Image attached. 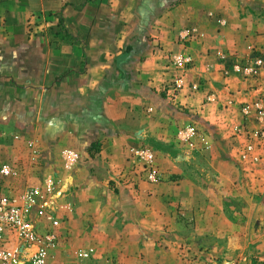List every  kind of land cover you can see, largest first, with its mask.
Wrapping results in <instances>:
<instances>
[{
	"label": "crops",
	"instance_id": "obj_1",
	"mask_svg": "<svg viewBox=\"0 0 264 264\" xmlns=\"http://www.w3.org/2000/svg\"><path fill=\"white\" fill-rule=\"evenodd\" d=\"M172 1L0 0V120L21 129L27 157L32 156L26 138L39 143V136L47 137L60 155L72 149L78 164L119 186L131 164L130 149L148 146L167 153L166 177L181 167H197L194 161L174 162L168 154L174 125L192 121L207 130L201 133L202 152L211 144L218 152L224 144L241 158L249 143L244 135L253 127L243 130L241 119L251 114L244 116L241 107L264 100V77L244 81L231 65L252 53L264 54V0H242L241 13L219 31L204 24L196 0L173 6ZM186 31L192 35L184 39ZM173 53H191L194 64L170 97V80L179 74L168 60ZM207 93L214 95L213 105H203ZM18 150L0 144V163L17 168L13 154ZM185 179L157 185L139 181L137 191L120 192L127 202L114 210L121 216L112 221L114 230L121 224L144 232L146 243H154L156 233L162 234L158 243H204L196 235L197 222L190 229L183 224L190 217L185 225L191 226L196 216L195 195L185 188Z\"/></svg>",
	"mask_w": 264,
	"mask_h": 264
},
{
	"label": "rangeland",
	"instance_id": "obj_2",
	"mask_svg": "<svg viewBox=\"0 0 264 264\" xmlns=\"http://www.w3.org/2000/svg\"><path fill=\"white\" fill-rule=\"evenodd\" d=\"M178 1L173 0L170 5ZM196 1L202 8V17L206 20L204 24L207 28L216 27V31L237 18V12L242 10V0ZM216 7L221 10H214ZM215 102L216 99L210 101L206 98L203 105ZM186 113L190 114V111ZM250 116H242L244 131L248 130L247 126H258L254 115ZM189 124L195 125L200 133L207 131L195 122L190 121ZM179 127L180 123L174 125L168 136L169 157L174 162L194 161L197 167H181L182 173H168L166 178L162 173L169 163L167 153L152 149L160 173V180L153 183L146 179L143 162L134 161L129 152L131 164L125 169L124 180L118 181L121 184L118 186L117 180L99 177L94 168L78 163L72 169L64 168L58 146L51 147V140L47 137L39 136V143L34 137H25L35 141L39 148L35 157H27L21 151V129L17 125L3 124L0 120V144L9 149L19 147L18 155L13 154L19 176L8 181L11 190L39 184L46 174H51L57 181L58 193L53 211L58 221L55 230L59 246L53 253V264H212V260L216 264H224L223 261L226 264H264V147L257 146V140L246 132L244 140L253 144L256 142L257 147L248 161L241 159L238 152L227 151L224 144L218 147V152L213 148L215 144H211L213 150L202 152L201 149L206 146L201 145V141L197 143L198 149H190L178 141L176 131ZM222 140L225 142L227 138ZM183 175L189 178L185 179V188L195 195L196 211L190 223L192 227L185 225L191 221L188 220L190 217H184L187 222L183 221V224L190 229L197 222L200 230L196 235L203 238L204 243H158L161 233L155 234L158 238H153L154 243H146L148 238L144 232L127 231L121 224L119 231L114 230L112 221L117 216L121 218L120 215L115 216L118 212L114 210L127 202L120 192L137 191L139 181L157 185L164 179L171 180L173 177L177 180ZM110 181L114 184L111 185ZM82 250L89 253L88 257L80 254Z\"/></svg>",
	"mask_w": 264,
	"mask_h": 264
},
{
	"label": "built area",
	"instance_id": "obj_3",
	"mask_svg": "<svg viewBox=\"0 0 264 264\" xmlns=\"http://www.w3.org/2000/svg\"><path fill=\"white\" fill-rule=\"evenodd\" d=\"M225 23L224 20H221ZM192 35L186 31L182 38ZM217 55L226 60L227 57L217 52ZM172 66L180 71L173 75L170 86L173 90L170 97H174L183 87V71L194 64L191 53H173L168 57ZM232 69L243 79L258 80L264 77V54L252 53L241 57L231 65ZM228 75V69H224ZM191 90L197 85L192 84ZM207 100L215 99L213 94L207 95ZM244 116L254 115L258 126L252 127L249 133L260 144L264 142V100L257 98L241 107ZM260 125V126H259ZM179 142L196 149L197 143L203 141L202 134L193 124H183L176 131ZM30 155L38 153L36 143L27 140ZM253 143H248L241 151L242 159H249L253 152ZM130 153L134 161L138 159L144 164L146 179L149 182L160 180L159 169L155 163V156L151 149L146 147H132ZM61 157L63 166L72 169L77 163V153L72 149H64ZM19 171L12 164L0 163V264H53V253L59 246L56 229L57 219L53 205L57 197V181L51 174L42 177L39 184L26 186L21 190H11L7 185L10 179H16ZM83 257H88L87 251H81Z\"/></svg>",
	"mask_w": 264,
	"mask_h": 264
}]
</instances>
